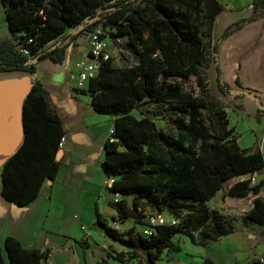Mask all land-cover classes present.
<instances>
[{"label": "trees", "instance_id": "16d2710c", "mask_svg": "<svg viewBox=\"0 0 264 264\" xmlns=\"http://www.w3.org/2000/svg\"><path fill=\"white\" fill-rule=\"evenodd\" d=\"M0 4L9 31L0 38V69L32 71L39 59L60 60L65 38L95 28L102 31L100 36L104 32L113 39L122 36L129 45V57L121 63L111 55L101 58L96 73L77 89L89 95L94 110L114 115L112 139L104 140L100 164L113 176L108 189L120 195L109 200L115 219L132 216L143 224L140 202L176 218L153 225L149 234L133 227L122 233L96 212L104 232L129 248L126 256L141 251L145 264H152L162 250L180 249L172 239L177 233L203 245L233 229L234 216L203 201L228 178L259 170L262 155L258 148L237 143L224 104L209 90L207 68L217 41L262 15L264 0H251V14L226 25L213 42L212 22L222 9L217 0H0ZM215 69L217 88L229 93L217 64ZM188 76H193L199 93L183 87ZM234 82L239 83L238 77ZM144 101L173 103L171 131L158 127L149 113L139 117L131 113ZM21 121L22 140L0 170V193L20 205L37 195L42 181L52 179L59 164L61 118L49 108L47 91L38 79L22 99ZM263 183L264 179L251 183L245 177L227 186L229 196L254 194L242 218L264 222L263 197L256 194ZM124 195L132 196L130 204ZM46 255L45 250L22 246L12 235L0 243V264H40ZM111 255L122 260L124 252ZM201 264L216 263L205 257Z\"/></svg>", "mask_w": 264, "mask_h": 264}, {"label": "crops", "instance_id": "0c3cea01", "mask_svg": "<svg viewBox=\"0 0 264 264\" xmlns=\"http://www.w3.org/2000/svg\"><path fill=\"white\" fill-rule=\"evenodd\" d=\"M217 1L222 9L213 19L211 42L226 25L252 12L251 0ZM83 32L64 39L60 60L39 59L32 71L0 69V170L6 157L22 140L21 102L34 79L45 87L47 104L60 116L62 128V144L56 152L59 160L56 174L42 181L37 195L20 205L0 193V243L6 235H12L24 247L45 250L47 255L40 264H94L100 259L104 260L103 264H145L143 252L126 256L129 248L107 235L96 222L95 213L99 212L122 233L129 227L136 231L141 227L132 216L116 220V210L109 204L112 197L120 195L108 189L106 181L113 176L104 173L100 163L104 140L111 137L114 115L94 110L89 95L77 90L80 86L75 84L74 61L88 55V41ZM8 35L0 4V38ZM213 55L207 72L211 68L215 78L217 64L219 75L230 86L229 93L225 94L228 97L222 103L228 125L237 134V143L251 150L258 148L264 155V13L219 39ZM235 77L238 84L234 82ZM244 132L246 142L242 144ZM251 174H255L256 181L264 179V168L228 178L222 188L203 201L225 215L234 216L230 232L203 245L179 233L180 240L172 239L180 249L162 250L152 264L179 261L201 264L205 257L216 264H256V257L264 256V222L241 217L251 206L254 194L236 197L225 193L233 181ZM256 194L264 201V183ZM128 196L131 195L123 197ZM119 250L124 252L122 260L111 255Z\"/></svg>", "mask_w": 264, "mask_h": 264}, {"label": "rangeland", "instance_id": "374dc122", "mask_svg": "<svg viewBox=\"0 0 264 264\" xmlns=\"http://www.w3.org/2000/svg\"><path fill=\"white\" fill-rule=\"evenodd\" d=\"M97 36L102 33V31H95ZM83 35L85 38H87V41H89V37L91 35L90 32H83ZM104 40L106 41V48L105 51L113 57V60L117 63L123 62L125 59V56H130V47L126 43V40L124 37L119 36L116 39L110 38L106 32L102 35ZM86 58V57H85ZM84 58V59H85ZM226 80V79H225ZM207 81H208V87L211 92V94L218 98L221 102L225 101L227 99V95L220 92V90L217 88L213 76V70L210 68L207 72ZM183 87L185 89H188L192 93L196 94L199 93V88L195 83V80L193 76H188L183 78ZM131 113L135 116L139 117L141 113H149L152 118L154 119V122L158 127H161L165 131H171L172 130V121H173V103L171 102H164V103H153L150 101H144L139 104L137 108H134L131 110ZM240 142L244 144L246 142V135L245 132L243 133V136L240 139ZM226 183V182H224ZM118 196V195H116ZM126 199V201L131 202V196L123 197ZM140 205L143 208V212H148L149 208L147 206L143 205V202H140ZM164 217H168L169 215L165 213L164 210L160 211ZM174 240H180L181 234L177 233L174 236ZM182 243V242H181ZM183 244V243H182ZM108 250H111L108 247ZM139 252L137 251V255ZM183 256V254H182ZM186 264H188V261H184Z\"/></svg>", "mask_w": 264, "mask_h": 264}, {"label": "built area", "instance_id": "2783aa9c", "mask_svg": "<svg viewBox=\"0 0 264 264\" xmlns=\"http://www.w3.org/2000/svg\"><path fill=\"white\" fill-rule=\"evenodd\" d=\"M96 30L99 31V28H95L91 31V35L88 41V55L85 59H77L74 61V66L76 67V86H81L84 81L93 76L96 73L98 64L101 58H106L109 54L105 51L106 41L100 35L97 36ZM112 139V137H108ZM62 144V136H60L58 140V146ZM264 168V155H262V166L260 169ZM251 183L256 182L255 174H251L248 176ZM111 179H107L106 185L109 186L111 183ZM116 194V193H115ZM117 198V196H114ZM143 224L139 229V232L142 234H149L152 231V226L160 223H173L176 221V218L173 216L164 217L161 212L150 210L148 212H144V216L142 217ZM83 227V226H81ZM256 264H264V256L256 257ZM177 264H184V262L179 261Z\"/></svg>", "mask_w": 264, "mask_h": 264}]
</instances>
